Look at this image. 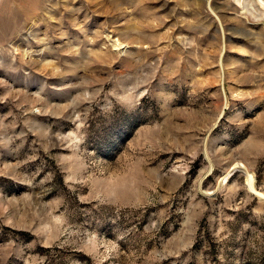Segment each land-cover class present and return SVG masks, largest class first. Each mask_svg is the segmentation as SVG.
<instances>
[{
  "label": "rangeland",
  "instance_id": "rangeland-1",
  "mask_svg": "<svg viewBox=\"0 0 264 264\" xmlns=\"http://www.w3.org/2000/svg\"><path fill=\"white\" fill-rule=\"evenodd\" d=\"M254 6L0 0V264H264Z\"/></svg>",
  "mask_w": 264,
  "mask_h": 264
},
{
  "label": "bare ground",
  "instance_id": "bare-ground-1",
  "mask_svg": "<svg viewBox=\"0 0 264 264\" xmlns=\"http://www.w3.org/2000/svg\"><path fill=\"white\" fill-rule=\"evenodd\" d=\"M254 8V14L257 16V17H259V18H261V19H264V0H257V6H254L253 7ZM239 168H241L243 171L245 170V168L242 166V165H240V166H238ZM245 175H246V185H247V188L251 191V192H254V193H256L257 194V196L258 197H262V195L261 194H259V193H257L256 191H255V188H254V181H253V176H252V174H249V173H247L246 171H245ZM229 176V175H228ZM228 176L227 177H224L222 180V183L224 182H226L227 181V179H228ZM226 184V183H225Z\"/></svg>",
  "mask_w": 264,
  "mask_h": 264
},
{
  "label": "water",
  "instance_id": "water-1",
  "mask_svg": "<svg viewBox=\"0 0 264 264\" xmlns=\"http://www.w3.org/2000/svg\"><path fill=\"white\" fill-rule=\"evenodd\" d=\"M261 199H263V198H261Z\"/></svg>",
  "mask_w": 264,
  "mask_h": 264
}]
</instances>
